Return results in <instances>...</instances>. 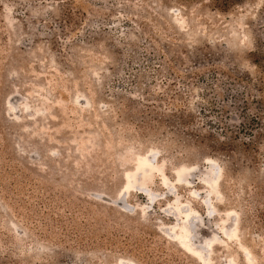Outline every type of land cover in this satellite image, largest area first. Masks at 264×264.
I'll use <instances>...</instances> for the list:
<instances>
[{
  "label": "rangeland",
  "instance_id": "374dc122",
  "mask_svg": "<svg viewBox=\"0 0 264 264\" xmlns=\"http://www.w3.org/2000/svg\"><path fill=\"white\" fill-rule=\"evenodd\" d=\"M0 264H264V0H0Z\"/></svg>",
  "mask_w": 264,
  "mask_h": 264
}]
</instances>
